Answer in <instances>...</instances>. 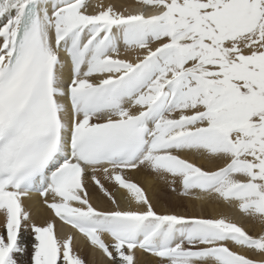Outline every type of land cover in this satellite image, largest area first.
I'll use <instances>...</instances> for the list:
<instances>
[{
    "label": "snow or ice",
    "instance_id": "snow-or-ice-1",
    "mask_svg": "<svg viewBox=\"0 0 264 264\" xmlns=\"http://www.w3.org/2000/svg\"><path fill=\"white\" fill-rule=\"evenodd\" d=\"M133 172L228 214L158 212ZM86 250L264 264V0H0V264Z\"/></svg>",
    "mask_w": 264,
    "mask_h": 264
},
{
    "label": "bare ground",
    "instance_id": "bare-ground-1",
    "mask_svg": "<svg viewBox=\"0 0 264 264\" xmlns=\"http://www.w3.org/2000/svg\"><path fill=\"white\" fill-rule=\"evenodd\" d=\"M90 2L93 5L99 4V3H114V4H123L125 6L128 5H134L135 0H90ZM192 159H195V162L202 164L205 167H215L216 165L213 164H208L203 160L194 158V157H190ZM131 179L134 182H138L141 184L142 187L145 188L146 193L149 195V197L151 198L156 210L158 212H175L173 208L169 207L166 203H164L163 201L160 200V198L158 197V189L160 186L164 185V181L162 180H155L152 178H145V174L140 172H133L131 174ZM90 187V192L93 195V203L94 205H97L99 207H103V208H108L109 204L103 200L102 198H100L99 194L96 192V190L94 189V187H92L91 185ZM160 191V189H159ZM163 198V197H162ZM187 205L189 206V208L192 210V215H194L195 213L197 215H202L200 213L202 212H207L208 216L213 217V216H217L218 214H220V212H224L225 214L227 213L226 209H222V208H217L213 205H203L200 202H193L190 201L188 199H186ZM26 204L32 208L33 210V214H34V219L37 223H43L47 218H49V216H51V213L43 210V209H38V206L36 205V197H33L32 201H26ZM182 213V212H181ZM194 213V214H193ZM179 214V213H178ZM65 231H68V229H65ZM86 256H88L89 260L92 261H97L99 257H93L87 250L84 253ZM139 255V254H138ZM147 258H150L153 262H156L155 259H153L151 256H146V255H139V260H140V264L145 261ZM150 261V260H149Z\"/></svg>",
    "mask_w": 264,
    "mask_h": 264
},
{
    "label": "rangeland",
    "instance_id": "rangeland-1",
    "mask_svg": "<svg viewBox=\"0 0 264 264\" xmlns=\"http://www.w3.org/2000/svg\"><path fill=\"white\" fill-rule=\"evenodd\" d=\"M159 189H160V191H159ZM159 189H158V194L157 195H158V197L160 198L161 201H163L164 203H166L169 207L173 208L174 211H176L179 214H182V215H192V210L187 205V202H186L185 198H181L178 195L171 193L165 187V184L162 185V186H160ZM200 214H202V216H205V217H210V216H208V213L207 212H202ZM194 215H197V214L195 213ZM146 256H150V255H146ZM86 258L89 260L88 256H86ZM89 264H97V261H92L91 262L89 260ZM141 264H157V261L156 262H153L150 258H147Z\"/></svg>",
    "mask_w": 264,
    "mask_h": 264
}]
</instances>
